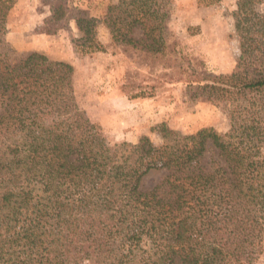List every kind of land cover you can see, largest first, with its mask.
Segmentation results:
<instances>
[{"label":"trees","instance_id":"1","mask_svg":"<svg viewBox=\"0 0 264 264\" xmlns=\"http://www.w3.org/2000/svg\"><path fill=\"white\" fill-rule=\"evenodd\" d=\"M164 1L108 5L103 24L112 45L174 69L165 82L222 106L229 129L184 135L161 123L153 128L161 146L147 136L110 146L78 116L71 65L36 52L10 60L0 51V264H256L263 255L262 0L236 4L239 55L225 75L184 65L168 43ZM45 2L51 23L75 21L82 53L104 50L95 18L68 10L65 0ZM13 6L0 0V50ZM150 172L162 177L143 190Z\"/></svg>","mask_w":264,"mask_h":264},{"label":"rangeland","instance_id":"2","mask_svg":"<svg viewBox=\"0 0 264 264\" xmlns=\"http://www.w3.org/2000/svg\"><path fill=\"white\" fill-rule=\"evenodd\" d=\"M13 1L1 53L12 60L36 52L71 65L78 116L96 124L110 146L135 144L141 136L161 146L160 135L153 131L161 123L184 135L206 127L222 133L229 129L228 113L222 106L191 100L183 83L165 82L174 69L112 45L103 17L108 5L120 0H65L68 10H83L97 21L95 37L104 50L87 54L82 53V34L72 18L51 23L46 0ZM164 2L168 43L175 45L184 65L189 63L188 69L198 73L230 74L239 55L233 19L238 0H220L208 7L198 5L197 0ZM257 9L264 11V0ZM125 88L145 96L130 98ZM161 177L160 172H150L142 189L150 190ZM256 264H264V253Z\"/></svg>","mask_w":264,"mask_h":264}]
</instances>
